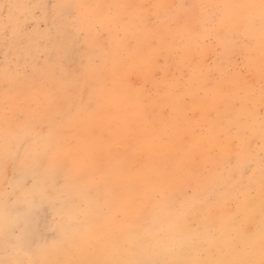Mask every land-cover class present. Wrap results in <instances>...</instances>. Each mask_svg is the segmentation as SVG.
I'll return each instance as SVG.
<instances>
[{"label":"rangeland","instance_id":"374dc122","mask_svg":"<svg viewBox=\"0 0 264 264\" xmlns=\"http://www.w3.org/2000/svg\"><path fill=\"white\" fill-rule=\"evenodd\" d=\"M259 2L0 0V245L7 235L17 236L22 232L29 238L30 245L29 255H26L28 250L16 254L11 247H0V264H29L31 261L57 264L76 258H97L106 251L105 258L114 255L112 259L127 260L132 264L140 261V255H143L142 261L180 260V257L184 259V254L178 251L181 245L192 241H195L193 254L203 253L201 258H207L209 251L222 250L223 258L260 259L264 239V213L261 210L264 203V31L258 12L245 7ZM62 4L81 6L76 10L74 27L60 23L61 9L56 6ZM9 5L17 7L9 9ZM168 5L171 7H166ZM190 5L204 7L191 8ZM9 12L12 13L11 21L7 20ZM194 16L216 21L223 19V38L209 37V32L204 29L192 31L185 27L184 20ZM145 17L152 21L146 27ZM173 17L178 23L168 32L163 25ZM6 22L13 25L7 31ZM229 33H235V39ZM142 69L146 70L143 74ZM85 88L87 93L83 102L91 99L93 110L90 111L84 110L78 95V90ZM229 94L232 101L244 105L241 111L229 112ZM55 98L57 102H54ZM35 121L45 128L44 135L36 134ZM149 123L153 127H149ZM206 137H210L209 140ZM165 147L172 149V153ZM140 151H143L142 155ZM149 153H153L152 156ZM207 154L213 157L209 158ZM210 159H213L212 164ZM125 160L132 163H125ZM161 160L167 163L163 165ZM187 170L191 172L188 174ZM56 175L62 177L59 184L53 183ZM40 192L46 193V198L34 196ZM163 240H167L166 248ZM117 244L120 248L115 246ZM217 247L220 248L216 250Z\"/></svg>","mask_w":264,"mask_h":264},{"label":"snow or ice","instance_id":"6c2138e0","mask_svg":"<svg viewBox=\"0 0 264 264\" xmlns=\"http://www.w3.org/2000/svg\"><path fill=\"white\" fill-rule=\"evenodd\" d=\"M16 5H9L8 8H15ZM59 9H61L60 14V23L64 26L74 27L75 21L74 17L77 15V9L80 8V5H72V4H62L57 5ZM171 7V6H166ZM191 8L196 7H204V6H197V5H190ZM245 7L249 9L256 10L259 15V19L262 26V31H264V0H260L259 4H251L246 5ZM8 21L12 20V13L9 12ZM149 18L145 17L143 19V23L147 26L149 23ZM178 21L177 18L173 17L167 21L163 25V27L168 31L171 32L176 27ZM225 24L223 19L216 21L214 18L203 19L200 17H192L191 19L184 20V26L189 27L192 31H198L200 29H204L209 32V37L215 36L218 40L222 39V28ZM9 27H13L10 23L5 24V30ZM232 39H235V33H229ZM87 93V89L78 90V95L81 100V104L86 111L93 110V105L91 99L87 103L83 102V96ZM228 99V110L230 113L232 112H239L243 109L244 105L239 101H232L230 98V94L227 97ZM262 99H264V89H262ZM34 128L36 129L37 135H44L45 128L39 123H34ZM62 177L56 175L53 177V183L59 184L61 182ZM63 179H67V177H63ZM26 182V181H25ZM38 195L41 199L46 198V193L40 192ZM262 213H264V203H262ZM235 219V217H234ZM238 247V245H234ZM195 248L194 243H188L182 246L179 251L185 255L184 259L180 260H166V261H157V262H149V261H138L135 264H264V239H262L261 243V252H260V259L258 261L253 259H228L223 258L222 250H218L217 252H208L207 258H201L203 253H199L197 255H193V249ZM6 264H10V262H6ZM29 264H50L48 261H31ZM57 264H132V262L127 260L121 259H112V258H105L104 254L101 253L97 258H83V259H76V260H66L63 262H57Z\"/></svg>","mask_w":264,"mask_h":264},{"label":"bare ground","instance_id":"6f19581e","mask_svg":"<svg viewBox=\"0 0 264 264\" xmlns=\"http://www.w3.org/2000/svg\"><path fill=\"white\" fill-rule=\"evenodd\" d=\"M103 2H104V1H103ZM168 2H170V1H168ZM152 3H153V2H152ZM172 3H173V2H172ZM175 3H176V2H175ZM149 4H150V3H149ZM137 5H138V4H137ZM170 5H171V4H170ZM152 6H153V4H152ZM152 6H151V7H152ZM168 6H169V5H168ZM141 7H142V6H141ZM148 7H149V6H148ZM104 8H105V7H104ZM133 8H134V7H133ZM136 9H138V8H136ZM136 9H134V10H136ZM149 9H150V8H149ZM168 9H169V8H168ZM103 10H105V9H103ZM138 10H140V9H138ZM151 10H152V9H151ZM151 10H150V11H151ZM125 13H126V12L123 13L124 16H126ZM142 13H143V12H142ZM142 13H141V15H142ZM148 13H149V12H148ZM99 14H100V13H99ZM139 15H140V13H139ZM137 16H138V14H137ZM144 16H145V15H144ZM148 16H149V15H148ZM131 17H132V16H131ZM149 17H150V16H149ZM120 18H121V17H120ZM129 18H130V17H129ZM131 19H132V18H131ZM135 19H136V17H135ZM135 19H134V21H135ZM138 19H139V18H138ZM131 21H132V20H131ZM150 21H151V20H150ZM137 22H138V21H137ZM151 22H152V21H151ZM151 22H150V24H151ZM132 23H133V22H132ZM139 23H141V22H139ZM148 24H149V23H148ZM129 25H130V21H129ZM136 25H137V24H136ZM144 25H145V24H144ZM132 26H134V25H132ZM149 26H150V25H149ZM137 27H138V26H137ZM145 27H146V25H145ZM128 28H130V27H128ZM134 28H135V27H134ZM130 29H131V28H130ZM128 31H129V30H128ZM129 32H130V31H129ZM181 32H182V31H181ZM75 33H76V32H75ZM124 33H125V30H124ZM131 33H132V32H130V34H131ZM144 34H145V33H144ZM80 35H81V34H80ZM125 35H126V34H125ZM131 35H132V34H131ZM180 35H181V34H180ZM147 36H148V35H147ZM126 37H127V36H126ZM130 37H131V36H130ZM143 37H144V36H143ZM143 37H142V38H143ZM182 37H183V36H182ZM178 38H179V37H178ZM71 39H72V38H71ZM100 39H101V38H100ZM128 39H129V38H128ZM128 39H126L125 41H127ZM148 39H149V37H148ZM98 41H100V40H98ZM125 41H124V42H125ZM138 42H139V41H138ZM138 42L136 41L135 43L138 44ZM142 42H143V41H142ZM142 42H141V43H142ZM176 43H177V42H176ZM98 44H99V43H98ZM124 44H125V43H124ZM124 44H123V45H124ZM126 44H127V43H126ZM129 44H130V43H129ZM100 46H101V45H100ZM136 46H137V45H136ZM164 46H166V45L164 44ZM140 47H141V45H140ZM162 47H163V46H162ZM162 47H161V49H162ZM151 48H152V47H151ZM164 48H165V47H164ZM164 48H163V49H164ZM147 49H148V48H147ZM165 49H166V48H165ZM141 50H142V49H141ZM144 50H145V49H144ZM150 51H151V50H150ZM161 51H162V50H161ZM166 51H168V49H166ZM132 52H133V51H132ZM168 52H169V51H168ZM171 52H173V51L171 50ZM134 53H135V52H134ZM134 53H133V54H134ZM232 53H233V52H232ZM136 54H137V53H136ZM139 54H140V53H139ZM147 54H148V52H147ZM161 54H162V53H161ZM168 54H169V53H168ZM168 54H167V55H168ZM173 54H174V53H173ZM173 54H172V55H173ZM159 55H160V54H159ZM137 56H138V55H137ZM153 56H154V54H153ZM153 56H152V57H153ZM159 57H160V56H159ZM164 57L166 58V56H164ZM171 57H173V56H171ZM134 59H135V58H134ZM144 59H145V58H144ZM154 59H155V58H154ZM192 59H193V58H192ZM164 60H166V59H164ZM116 61H117V59H116ZM116 61H115V62H116ZM119 61H120V60H119ZM119 61H118V62H119ZM160 61H163V60H160ZM166 61H167V60H166ZM254 61H255V60H254ZM121 62H122V61H121ZM134 62H135V61H134ZM134 62H133V63H134ZM155 62H156V61H155ZM189 62H190V61H188V63H189ZM257 62H258V61H257ZM122 63H123V65H124V61H123ZM143 63H145V62H143ZM143 63H142V64H143ZM159 63H160V62H159ZM159 63H158V64H159ZM185 63H186V62H185ZM185 63H184V64H185ZM188 63H187V64H188ZM205 63H206V62H205ZM116 64H117V63H116ZM153 64H155V63L153 62ZM153 64H151V66H152ZM191 64H192V63H191ZM118 65H119V64H118ZM146 65H147V64H146ZM159 65H160V64H159ZM159 65H158V66H159ZM115 66H116V65H115ZM119 66H120V65H119ZM151 66H150V67H151ZM259 66H260V65H259ZM259 66H258V68H259ZM123 67H124V66H122V68H123ZM134 67H135V66H134ZM142 67H143V66H142ZM145 67H146V66H145ZM145 67H144V69H145ZM255 67H256V66H255ZM114 68H115V67H114ZM131 68H132V67H131ZM131 68H130V69H131ZM135 68H136V67H135ZM151 68H152V67H151ZM151 68H148V69L151 70ZM155 68H156V67H155ZM160 68H161V67H160ZM164 68H169V67H164ZM199 68H200V67H199ZM48 69H50V68H47L46 70H48ZM51 69H52V68H51ZM51 69H50L49 71H51ZM118 69H119V68H118ZM118 69H117V70H118ZM144 69H142V74L146 71V70H144ZM148 69H147V70H148ZM161 69H162V68H161ZM259 69H260V68H259ZM36 70H37V69H36ZM52 70H53V69H52ZM114 70H115V69H114ZM121 70H122V69H121ZM121 70H120V71H121ZM133 70H134V68H133ZM135 70H136V69H135ZM143 70H144V72H143ZM153 70H154V69H153ZM153 70H152V72H153ZM167 70H168V69H166L165 71H167ZM169 70H170V69H169ZM122 71H123V70H122ZM140 71H141V70H140ZM165 71H164V72H165ZM47 72H48V71H46L45 73L47 74ZM52 72H53V71H52ZM132 72H133V71H132ZM137 72H138V71H137ZM154 72H156V70H155ZM160 72H162V71H160ZM45 73H44V74H45ZM125 73H126V72H125ZM166 73H167V72H166ZM87 74H88V73H87ZM115 74H116V73H115ZM115 74H114V75H115ZM119 74H120V72H119ZM130 74H131V73H130ZM135 74H136V72L134 73V75H135ZM142 74H141V75H142ZM157 74H159V73H157ZM36 75H37V74H36ZM120 75H121V74H120ZM134 75H133V76H134ZM148 75H149V74H148ZM164 75H167V74H164ZM9 76H10V75H9ZM85 76H87V75H85ZM126 76H127V75H126ZM126 76H125V77H126ZM144 76H145V75H144ZM144 76H143V77H144ZM149 76H150V75H149ZM157 76H158V75H157ZM171 76H172V75H171ZM11 77H12V76H11ZM48 77H49V76H48ZM83 77H84V75H83ZM114 77H116V76H114ZM143 77H142V78H143ZM154 77H156V76H154ZM166 77H167V76H166ZM29 78H30V77H29ZM34 78H35V77H34ZM50 78L52 79V76H51ZM81 78H82V77H81ZM119 78H121V77H119ZM126 78H127V77H126ZM126 78H125V79H126ZM130 78H132L131 80H133L132 75H131ZM130 78H129V80H130ZM134 78H135V77H134ZM138 78H139V77H138ZM138 78H137V80H138ZM145 78H147V76H146ZM36 79H37V78H36ZM79 79H80V78H79ZM85 79H86V78H85ZM123 79H124V78H123ZM143 79H144V78H143ZM157 79H158V78H157ZM27 80H28V79H27ZM29 80H30V79H29ZM37 80H38V79H37ZM76 80H77V78H76ZM87 80H88V78H87ZM146 80H147V79H146ZM152 80H153V78H152ZM23 81H24V80H23ZM119 81H120V79H119ZM135 81H136V79H135ZM138 81H139V80H138ZM141 81H142V79H141ZM148 81L150 82V80H148ZM153 81H154V80H153ZM158 81H161V80H158ZM165 81H166V79H165ZM167 81H168V79H167ZM172 81H173V80H172ZM41 82H42V81H41ZM116 82H117V81H116ZM120 82H121V81H120ZM122 82H123V81H122ZM136 82H137V81H136ZM146 82H147V81H146ZM29 83H31V82H29ZM33 83H34V82H33ZM33 83H32V84H33ZM39 83H40V82H39ZM130 83H131V82H130ZM139 83H140V81H139ZM165 83H166V82H165ZM27 84H28V83H27ZM82 84H83V83H82ZM119 84H120V83H119ZM128 84H129V83H128ZM128 84H127V85H128ZM153 84H154V83H153ZM155 84H157V83H155ZM36 85H37V84H36ZM123 85H124V84H123ZM144 85H145V83H144ZM144 85H143V87H144ZM169 85H170V84H169ZM169 85H166V86H169ZM172 85H173V84H172ZM33 86H34V85H33ZM119 86H120V85H119ZM119 86H118V87H119ZM124 86H125V85H124ZM124 86H123V87H124ZM130 86H131V85H130ZM130 86H129V87H130ZM147 86H148V85H147ZM173 86H174V85H173ZM173 86H172V87H173ZM66 87H67V86H66ZM66 87H65V88H66ZM127 87H128V86H127ZM133 87H134V86H133ZM143 87H141V90H142ZM174 87H175V86H174ZM28 88H29V87H28ZM73 88H74V87H73ZM121 88H122V86H121ZM121 88H120V89H121ZM165 88H166V87H165ZM168 88H169V87H168ZM170 88H171V87H170ZM30 89L33 90V87H30ZM41 89H42V87H41ZM115 89H116V87H115ZM131 89H132V88H131ZM23 90H24V89H23ZM70 90H71V88H70ZM122 90H123V88H122ZM124 90H125V89H124ZM169 90H170V89H169ZM173 90H175V89H173ZM19 91H20V89H19ZM26 91H27V90H26ZM44 91H45V90H44ZM61 91H62V90H61ZM120 91H121V90H120ZM146 91H147V90H146ZM29 92H30V90H29ZM168 92H169V91H167V94H168ZM61 93H62V92H61ZM132 93H133V91H132ZM132 93H131V94L128 93V94L131 96V95H133ZM138 93H139V92H138ZM164 93H165V92H164ZM173 93H174V92H173ZM118 94H119V93H118ZM118 94H117V95H118ZM140 94H141V93H140ZM158 94H159V93H158ZM158 94H157V95H158ZM58 95H59V94H58ZM120 95H121V94H120ZM129 95H128V96H129ZM136 95H139V94H136ZM136 95H135V96H136ZM161 95H162V94H161ZM33 96H34V94H33ZM33 96H32V97H33ZM37 96H38V95H37ZM130 96H129V97H130ZM142 96H143V95H142ZM159 96H160V95H159ZM159 96H157V98H158ZM170 96H171V95L169 94V97H170ZM224 96H225V95H224ZM45 97H46V94H45ZM61 97H62V96H61ZM73 97H74V96H73ZM116 97H117V96H116ZM119 97H120V96H119ZM136 97H137V96H136ZM140 97H141V96H140ZM140 97H139V98H140ZM166 97H167V95H166ZM169 97H167V98H169ZM172 97H173V95H172ZM15 98H17V97H15ZM33 98H34V97H33ZM49 98H52V96H51V97L49 96ZM63 98H64V96H63ZM68 98H69V97H68ZM143 98H144V97H143ZM167 98H166V99H167ZM36 99H37V98H36ZM56 99H57V98H55V101H54V102H57ZM72 99H73V98H72ZM116 99H117V98H116ZM125 99H126V98H125ZM134 99H136V98H134ZM141 99H142V98H141ZM171 99H172V98H171ZM183 99H184V97H183ZM12 100H13V99H12ZM15 100H16V99H15ZM33 100H34V99H33ZM67 100H69V99H67ZM67 100H65V101H67ZM113 100H115V99H113ZM156 100H157V99H156ZM160 100H161V99H160ZM173 100H174V99H173ZM181 100H182V99H181ZM10 101H11V100H10ZM23 101H24V100H23ZM126 101H127V100H126ZM130 101H131V99H130ZM133 101H134V100H133ZM133 101H132V102H133ZM135 101H136V100H135ZM137 101H138V98H137ZM152 101H153V100H152ZM152 101H151V102H152ZM184 101H185V100H184ZM184 101H183V102H184ZM205 101H207V100H205ZM13 102H14V101H13ZM16 102H17V101H16ZM20 102H21V101H20ZM60 102H61V100H60ZM62 102H63V101H62ZM11 103H12V102H11ZM36 103H37V102H36ZM63 103H64V102H63ZM63 103H62V104H63ZM134 103H135V102H134ZM141 103H142V102H141ZM143 103H145V105H146V101L144 102V100H143ZM153 103H154V102H153ZM155 103H156V102H155ZM157 103H158V102H157ZM169 103H170V100H169ZM205 103H206V102H205ZM58 104H59V103H58ZM117 104H119V102H117ZM121 104H122V102H121ZM121 104H120V105H121ZM123 104H124V103H123ZM131 104H132V103H131ZM136 104H137V103H136ZM136 104H135V105H136ZM150 104H151V103H150ZM171 104H173V103H171ZM174 104H175V103H174ZM209 104H210V103H209ZM12 105H13V104H12ZM14 105H17V104H14ZM23 105H24V104H23ZM65 105H66V104H65ZM133 105H134V104H133ZM133 105H131V106H133ZM27 106H29V105L27 104ZM27 106H26V109L28 108ZM53 106L55 107V104H53ZM53 106H52V107H53ZM62 106H63V105H62ZM114 106H115V104H114ZM129 106H130V105H128V107H129ZM131 106H130V107H131ZM146 106H147V105H146ZM148 106H149V105H148ZM148 106H147V107H148ZM168 106H169V105H167V107H168ZM177 106H178V105H177ZM181 106H182V105H181ZM200 106H201V105H200ZM211 106H212V105H211ZM19 107H20V106H19ZM116 107H117V106H116ZM119 107H120V106H119ZM126 107H127V106H126ZM134 107H135V106H134ZM138 107H139V106H138ZM150 107H151V106H150ZM58 108H59V107H58ZM143 108H145V107H143ZM143 108H141V110H142ZM163 108H166V105H165ZM170 108H172V107H170ZM174 108H175V106H174ZM183 108H184V107H183ZM205 108H206V107H205ZM13 109H14V108H13ZM60 109H61V108H60ZM184 109H185V108H184ZM184 109H183V111H184ZM11 110H12V107H11ZM19 110H20V109H19ZM24 110H25V108H24ZM49 110H52V108L49 109ZM49 110H48V112H49ZM54 110H56V109H54ZM54 110H53V111H54ZM58 110H59V109H58ZM58 110H57V111H58ZM138 110H139V108H138ZM155 110H156V109H155ZM163 110H164V109H163ZM210 110H211V108H210ZM210 110H209V111H210ZM20 111H23V110H20ZM57 111H56V112H57ZM59 111H60V110H59ZM133 111H135V109H134ZM144 111H145V109H144ZM144 111H143V112H144ZM166 111H167V110H166ZM173 111H174V110H173ZM179 111H181V110H179ZM204 111H205V110H204ZM204 111H202V112H204ZM209 111H208V112H209ZM11 112H12V111H11ZM29 112H30V111H29ZM44 112H46V110H44ZM50 112H52V111H50ZM139 112H140V111H139ZM145 112H147V110H146ZM163 112H164V111H163ZM2 113H3V112H2ZM15 113H16V112H15ZM152 113H153V111H152ZM164 113H165V112H164ZM200 113H201V112H200ZM42 114H43V113H42ZM48 114H49V113H48ZM51 114H52V113H51ZM146 114H148V112H147ZM176 114H177V113H176ZM176 114H175V115H176ZM205 114H207V110H206V113H205ZM29 115H30V114H29ZM43 115H44V114H43ZM52 115H55V114H52ZM52 115H51V116H52ZM138 115H140V114H138ZM151 115H152V114H151ZM182 115H183V114H182ZM208 115H209V113H208ZM4 116H5V115H4ZM17 116H18V115H17ZM44 116H46V115H44ZM49 116H50V115H49ZM49 116H48V117H49ZM51 116H50V118H51ZM144 116H145V115H144ZM149 116H150V115H149ZM1 117H2V116H1ZM1 117H0V119H1ZM29 117H31V116H29ZM35 117H36V116H35ZM120 117H121V116H120ZM147 117H148V116H147ZM174 117H175V116H174ZM177 117H178V116H177ZM183 117H184V116H183ZM183 117H182V118H183ZM5 118H6V117H5ZM52 118H54V116H52ZM125 118H126V115H125ZM140 118H141V117H140ZM144 118H145V117H144ZM180 118H181V117H180ZM182 118H181V119H182ZM31 119H32V118H31ZM33 119H34V118H33ZM54 119H55V118H54ZM141 119H142V118H141ZM174 119H175V118H174ZM174 119H173V120H174ZM204 119H205V118H204ZM50 120H51V119H50ZM178 120H179V119H178ZM182 120H183V119H182ZM198 120H199V119H198ZM9 121H10V120H9ZM164 121H165V120H164ZM179 121H180V120H179ZM201 121H202V119H201ZM35 122H36V121H35ZM148 122H149V121H148ZM165 122H166V121H165ZM174 122H175V121H174ZM9 123H10V122H9ZM167 123H168V121L166 122V124H167ZM170 123H171V122H170ZM211 123H212V122H211ZM12 124H13V123H12ZM149 124H150V123H149ZM154 124H155V123H154ZM156 124H158V122H157ZM176 124H177V123H176ZM181 124H183V126H184V123H181ZM189 124H190V123H189ZM25 125H26V124H25ZM27 125H28V124H27ZM151 125H152V123L150 124L149 127H151ZM161 125H162V124H161ZM174 126H175V123L173 124V127H174ZM180 126H181V125H180ZM152 127H153V125H152ZM193 127H194V126H192V128H193ZM7 128H8V127H7ZM160 128H161V127H160ZM186 128H187V127H186ZM155 129H156V128H155ZM177 129H179V128H177ZM183 129H184V128H183ZM187 129H188V128H187ZM189 129H190V127H189ZM149 130H150V129H149ZM172 130H173V129H172ZM184 130H185V129H184ZM184 130H183V131H184ZM119 131H120V130H119ZM173 131H174V130H173ZM178 131H179V130H178ZM187 131H188V130H187ZM195 131H196V130H195ZM149 132H150V131H149ZM149 132H148V133H149ZM152 132H153V131H152ZM159 132H160V131H159ZM171 132H172V131H171ZM181 132H182V131H181ZM184 132H185V131H184ZM193 132H194V130H193ZM178 133L180 134V132H178ZM178 133H177V134H178ZM153 134H154V133H153ZM168 134H169V133H168ZM216 134H217V133H216ZM135 135H136V134H135ZM147 135H148V134H147ZM175 135H176V134H174V136H175ZM212 135H213V134H212ZM26 136H27V135H26ZM26 136H25V137H26ZM118 136H119V135H118ZM132 136H133V135H132ZM136 136H137V135H136ZM136 136H133V138L135 139ZM145 136H146V135H145ZM149 136H150V135H149ZM149 136H148V137H149ZM153 136H154V135H153ZM153 136H152V137H153ZM155 136H156V135H155ZM158 136H159V135H158ZM164 136H166V135H164ZM171 136H172V135H171ZM178 136H179V135H178ZM203 136H204V135H203ZM214 136H215V135H214ZM214 136H213V137H214ZM21 137H22V136H21ZM139 137H140V136H139ZM197 137H198V136H197ZM204 137H205V136H204ZM216 137H217V136H216ZM133 138H131V139L134 140ZM140 138H141V140H143L142 137H140ZM153 138H155V137H153ZM169 138H170V137H169ZM172 138H173V137H172ZM206 138H207V137H206ZM209 138H210V137H209ZM209 138H207V140H209ZM117 139H118V138H117ZM123 139H124V138H122V140H123ZM131 139H130V140H131ZM137 139L140 140L139 138H137ZM150 139H151V137H150ZM150 139H149V140H150ZM162 139H163V138H161V140H162ZM175 139H176V138H175ZM199 139H202V137L200 136ZM199 139H198V140H199ZM216 139H217V138H216ZM161 140H159V141H161ZM165 140H166V138H165ZM165 140H164V143H165ZM169 140H170V139H169ZM117 141H118V140H117ZM155 141H156V140H155ZM159 141H158V142H159ZM118 142H120V140H119ZM122 142H124V141H122ZM139 142H140V141H139ZM145 142H146V144H147V140H146ZM151 142H152V141H151ZM158 142H157V143H158ZM168 142H170V141H168ZM197 142H198V141H197ZM148 143H149V142H148ZM157 143L155 144L156 146H157ZM172 143H173V142H172ZM205 143H207V142H205ZM208 143H209V142H208ZM215 143H216V142H215ZM117 144H118V143H115V145H117ZM119 144H120V146H123V145H121L122 143H119ZM149 144H150V143H149ZM166 144H167V143H166ZM174 144H175V143H174ZM138 145H139V144H138ZM144 145H145V144H144ZM150 145H151V144H150ZM159 145L161 146V143H160ZM159 145H158V146H159ZM210 145H211V144H210ZM210 145H209V146H210ZM102 146H103V145H102ZM120 146H119V147H120ZM151 146H152L153 149L155 148L153 144H152ZM162 146H163V145H162ZM168 146H170V145L168 144ZM176 146H177V143H176ZM197 146H198V145H197ZM205 146H206V145H205ZM213 146H214V145H213ZM107 147H108V146H107ZM137 147H138V146H137ZM137 147H136V148H137ZM139 147H140V146H139ZM194 147H195V145H194ZM198 147H199V146H198ZM202 147H203V146H202ZM210 147L212 148V146H210ZM104 148H105V147H104ZM116 148H117V147H116ZM140 148H141V147H140ZM140 148H139V149H140ZM146 148H147V147H146ZM157 148H158V147H157ZM160 148H161V147H160ZM165 148H166V147H165ZM168 148H169V147H168ZM172 148H173V147H172ZM179 148H181V147H179ZM179 148H178V149H179ZM191 148H192V147H191ZM196 148H197V147H195V148H193V149L195 150ZM205 148H206V147H205ZM205 148H204V149H205ZM162 149H163V148H162ZM166 149H167V148H166ZM175 149H177V148H175ZM200 149H201V148H200ZM113 150L115 151V146H114V149H113ZM143 150H144V149H143ZM167 150H168V149H167ZM173 150H174V149H173ZM188 150H189V149H188ZM207 150H208V149H207ZM207 150H206V151H207ZM135 151H136V150H135ZM150 151H151V150H150ZM160 151L162 152V150H160ZM168 151H170V150H168ZM168 151H167V152H168ZM174 151H175V150H174ZM199 151H200V150H199ZM142 152H143V151H142ZM142 152L140 151L141 155L143 154ZM170 152L172 153V149H171ZM118 153H120V150H119ZM125 153H126V152H125ZM158 153H159V152H158ZM158 153H157V154H158ZM164 153H165V152H164ZM168 153H169V152H168ZM177 153H178V152H177ZM181 153H182V152H181ZM181 153H180V154H181ZM183 153L186 154L185 151H184ZM192 153L194 154V152H192ZM192 153H191V154H192ZM199 153H200V152H199ZM199 153H195V154L198 155ZM202 153H203V151H202ZM110 154H111V151H110ZM133 154H134V152H133ZM133 154H132V155H133ZM149 154H150V153H149ZM149 154H148V155H149ZM151 154H153V153H151ZM151 154H150V155H151ZM159 154H160V153H159ZM119 155H120V154H119ZM122 155H123V154H122ZM137 155H139V154L137 153ZM137 155H136V156H137ZM163 155H164V154H163ZM169 155H170V153H169ZM186 155H187V154H186ZM207 155H208V154H207ZM109 156H110V155H109ZM151 156H152V155H151ZM180 156H182V155H180ZM189 156H190V155H189ZM189 156H188V157H189ZM208 156H209V155H208ZM239 156H240V155H239ZM241 156L243 157V154H242ZM245 156H246V155H245ZM245 156H244V157H245ZM117 157H118V156H117ZM137 157H138V156H137ZM158 157H159V156H158ZM163 157H164V156H163ZM163 157H162V159L165 158V157H164V158H163ZM166 157H167V156H166ZM169 157H170V156H169ZM171 157H172V155H171ZM178 157H179V155H178ZM178 157H176V158H178ZM199 157H201V155H200ZM212 157H213V156H212ZM212 157L209 156V158H212ZM109 158H110V157H109ZM128 158H129V157H128ZM145 158H146V157H145ZM176 158H175V159H176ZM183 158H184V157H183ZM183 158H182V159H183ZM192 158H193V157H192ZM91 159H92V157H91ZM93 159H94V158H93ZM114 159H116V158H114ZM114 159H113V160H114ZM120 159H122V158L120 157L119 160H120ZM138 159H139V158H138ZM148 159H149V158H148ZM165 159H166V158H165ZM167 159H168V158H167ZM178 159H179V158H178ZM184 159H185V158H184ZM186 159H187V158H186ZM200 159H201V158H200ZM139 160H140V159H139ZM188 160H189V159H188ZM198 160H199V159H198ZM244 160H245V159H244ZM117 161H118V160H117ZM123 161H124V160H123ZM125 161H126L125 163H129V162H130V161L128 162V160H125ZM161 161H162V160H161ZM170 161H171V160H170ZM190 161H191V158H190ZM95 162H96V161H94V163H95ZM113 162H114V161H113ZM210 162H211V164H212L213 159H212V161H211V159H210ZM94 163L92 162V164H94ZM108 163H109V162H108ZM111 163H112V160H111ZM121 163H122V162H121ZM130 163H132V162H130ZM162 163H163V161H162ZM162 163H160V165H161ZM164 163H165V162H164ZM164 163H163V165H164ZM166 163H167V161H166ZM166 163H165V164H166ZM175 163H176V162H175ZM175 163H174V164H175ZM181 163H184L183 160H182ZM242 163H243V162H242ZM96 164H97V163H96ZM115 164H117V163H115ZM123 164H124V163H123ZM184 164H185V163H184ZM188 164H189V163H188ZM201 164H202V162H201ZM108 165H109V164H108ZM138 165H139V164H137L136 167H138ZM160 165H159V166H160ZM179 165H180V164H179ZM181 165H182V164H181ZM120 166H121V165H120ZM161 166H162V165H161ZM174 166H176V165H174ZM183 166H184V165H183ZM189 166H190V164H189ZM205 166H206V164H205ZM80 167H81V166H80ZM126 167H127V166H126ZM128 167H130V166H128ZM177 167H178V166H177ZM186 167H188V165H187ZM120 168H122V167H120ZM139 168H140V165H139ZM142 168H143V167H142ZM178 168H179V167H178ZM178 168H176V170H177ZM180 168H181V170H182V167H180ZM188 168H189V167H188ZM79 169H80V168H79ZM129 169H131V168H129ZM132 169H135V168H132ZM169 169H170V168H169ZM117 170H118V169H117ZM154 170H155V169H154ZM158 170H159V168H158ZM162 170H163V167H162ZM172 170H173V169H172ZM183 170H184V169H183ZM94 171H95V170H94ZM155 171L157 172V169H156ZM160 171H161V170H159L158 172H160ZM187 171H188V170H187ZM121 172H122V171H121ZM123 172H124V171H123ZM125 172H126V171H125ZM185 172H186V171H185ZM189 172H191V171H188V174H189ZM113 173H115V171H114ZM139 173H140V172H139ZM145 173H146V172H145ZM94 174H95V173H94ZM120 174H121V173H119V175H120ZM131 174H132V173H131ZM146 174H147V173H146ZM149 174H150V173H149ZM151 174H152V173H151ZM151 174H150V175H151ZM154 174H156V173H154ZM157 174H158V173H157ZM161 174H162V173H161ZM181 174H182V173H181ZM183 174H184V173H183ZM183 174H182V175H183ZM119 175H118V176H119ZM127 175H130V174H127ZM193 175H194V174H193ZM101 176H102V175H101ZM112 176H113V175H112ZM118 176H117V177H118ZM121 176H122V175H121ZM131 176H132V175H131ZM134 176H135V175H134ZM147 176H148V175H147ZM151 176H152V175H151ZM191 176H192V175H191ZM93 177H94V176H93ZM113 177H115V176H113ZM157 177H158V176H157ZM168 177H169V176H168ZM177 177H178V176H177ZM209 177H210V176H209ZM209 177L207 176V178H209ZM213 177H214V176H213ZM213 177H211V178H213ZM107 178H108V177H107ZM123 178H124V177H123ZM155 178H156V177H155ZM181 178H182V176H181ZM181 178H180V179H181ZM114 179H115V178H114ZM126 179H127V178H126ZM129 179H130V178H129ZM131 179H132V177H131ZM133 179H134V178H133ZM151 179H152V178H151ZM151 179H149V180H151ZM153 179H154V178H153ZM164 179H166V178H164ZM171 179H172V177H171ZM175 179H176V178H175ZM180 179H179V180H180ZM214 179H215V178H214ZM97 180H98V179H97ZM138 180H140V177H139ZM154 180H155V179H154ZM156 180H157V179H156ZM177 180H178V179H177ZM179 180H178V181H179ZM210 180H211V179H210ZM128 181H129V180H128ZM133 181H134V180H133ZM161 181H163V180L161 179ZM189 181H190V180H189ZM129 182H130V181H129ZM144 182H145V181H144ZM144 182H143V183H144ZM147 182H148V181H147ZM147 182H146V183H147ZM164 182H165V181H164ZM209 182H210V181H209ZM211 182H212V181H211ZM97 183H98V182H97ZM97 183H96V184H97ZM126 183H127V182H126ZM134 183H136V182H134ZM134 183H133V184H134ZM139 183H140V181H139ZM157 183H158V182H157ZM166 183H167V180H166ZM99 184H100V182H99ZM102 184H103V183H102ZM176 184H177V183H176ZM180 184H181V183H180ZM97 185H98V184H97ZM97 185H96V186H97ZM163 185H165V184L163 183ZM167 185H168V183H167ZM171 185H172V184H171ZM181 185H182V184H181ZM204 185H205V184H204ZM206 185H208V184H206ZM100 186H101V185H100ZM100 186H99V187H100ZM128 186H129V185H128ZM141 186H142V185H141ZM154 186H155V185H154ZM156 186H157V185H156ZM178 186H179V184H178ZM126 187H127V186H126ZM163 187H164V186H163ZM167 187H168V186H167ZM206 187H207V186H206ZM97 188H98V187H97ZM108 188H109V187H108ZM110 188H112V187H110ZM110 188H109V189H110ZM142 188H143V187H142ZM263 188H264V187H263ZM100 189H101V187H100ZM127 189H128V188H127ZM127 189H126V190H127ZM157 189H158V187H157ZM160 189H161V188H160ZM180 189H181V188H180ZM203 189L205 190V187H204ZM207 189H208V188H207ZM207 189H206V190H207ZM97 190H98V189H97ZM167 190H168V189H167ZM200 190H201V189H200ZM262 190H263V189H262ZM140 191H141V190H140ZM197 191H198V190H197ZM201 191H203V190H201ZM125 192H126V191H125ZM153 192H154V191H153ZM100 193H101V192H100ZM144 193H145V192H144ZM144 193H143V194H144ZM197 193H198V192H197ZM86 194H87V193H86ZM130 194H131V193H130ZM130 194H129V195H130ZM132 194H133V193H132ZM145 194H147V193H145ZM149 194H150V193H149ZM157 194H158V193H157ZM172 194H173V193H172ZM261 194H263V193L261 192ZM101 195H102V194H101ZM141 195H142V193H141ZM199 195H200V194H199ZM106 196H107V195H106ZM152 196H153V195H152ZM197 196H198V195H197ZM109 197H110V196H109ZM109 197H108V198H109ZM111 197H112V196H111ZM113 197H114V196H113ZM129 197H130V196H129ZM146 197H147V196H146ZM166 197H167V195L165 196V199H166ZM172 197H173V196H172ZM106 198H107V197H106ZM140 198H141V197H140ZM168 198H169V197H168ZM168 198H167V199H168ZM101 199L104 200L102 197H101ZM131 199H133V195H132ZM157 199H158V198H157ZM171 199H172V198H171ZM194 199H195V198H194ZM126 200H127V199H126ZM154 200H155V198H154ZM160 200H161V199H160ZM131 201H132V200H131ZM136 201H137V200H136ZM138 201H139V200H138ZM141 201H142V200H141ZM158 201H159V199H158ZM164 201H165V200H164ZM102 202H104V201H102ZM107 202H108V201H107ZM123 202H124V201H123ZM121 203H122V202H121ZM121 203H120V205H123V204H121ZM128 203H129V202H128ZM133 203H134V202H133ZM146 203H147V202H146ZM150 203H151V202H150ZM153 203H155V202H153ZM162 203H163V201H162ZM140 204H141V202H140ZM140 204H139V205H140ZM143 204H144V203H143ZM160 204H161V203H160ZM163 204H164V203H163ZM117 205H118V204H117ZM128 205H129V204H128ZM131 205H134V204H131ZM144 205H145V204H144ZM166 205H167V204H166ZM99 206H100V205H99ZM125 206H126V205H125ZM129 206H130V205H129ZM156 206H157V205H156ZM243 206H244V205H243ZM246 206H247V204H246ZM256 206H257V205H256ZM136 207H137V206L135 205V208H136ZM150 207H151V206H150ZM241 207H242V206H241ZM253 207H254V206H253ZM253 207H252V208H253ZM258 207H259V206H258ZM114 208H115V207H114ZM116 208H117V207H116ZM139 208H140V207H139ZM148 208H149V206H148ZM153 208H154V207H153ZM162 208H163V207H162ZM168 208H169V207H168ZM108 209H109V208H108ZM121 209H122V208H121ZM126 209H127V208H126ZM136 209H137V208H136ZM164 209H165V208H164ZM170 209H171V208H170ZM241 209H242V208H241ZM111 210L113 211V209H111ZM117 210H118V209H117ZM129 210H130V209H129ZM131 210H132V209H131ZM134 210H135V209H134ZM152 210H153V209H152ZM167 210H168V209H166V211H167ZM248 210H249V209H248ZM257 210H258V209H256V212H257ZM100 211H101V210H100ZM114 211H116V210H114ZM118 211H119V210H118ZM126 211H127V210H126ZM126 211H125V212H126ZM241 211H242V210H241ZM119 212H120V211H119ZM119 212H118V213H119ZM149 212H150V211H149ZM151 212H152V211H151ZM157 212H158V211H157ZM163 212H164V211H163ZM167 212H168V211H167ZM226 212H227V211H226ZM249 212H250V210H249ZM116 213H117V212H116ZM122 213H123V212H122ZM141 213H142V212H141ZM164 213H165V212H164ZM246 213H247V212H246ZM124 214H125V213H124ZM224 214H225V212H224ZM226 214H227V213H226ZM129 215H130V214H129ZM131 215H132V214H131ZM134 215H136V214H134ZM145 215H147V213H146ZM159 215H160V214H159ZM149 216H150V215H149ZM225 216H226V215H225ZM229 216H231V215H229ZM102 217H103V216H102ZM109 217H110V216H109ZM112 217H113V216H112ZM112 217H110V218H112ZM104 218H105V217H104ZM104 218H99V220H101V219L104 220ZM140 218H141V216H140ZM171 218H172V217H171ZM171 218H170V219H171ZM231 218H232V217H231ZM126 219H127V218H126ZM146 219L148 220V218H146ZM156 219H157V218H156ZM176 219H177V218H176ZM248 219H249V217H248ZM87 220H88V218H87ZM150 220H151V219H150ZM160 220H161V219H160ZM226 220L228 221L227 218H226ZM107 221H109V219H108ZM113 221H114V223H115V220H113ZM151 221H152V220H151ZM157 221H158V220H157ZM232 221H233V220H232ZM232 221H231V222H232ZM103 222H104V221H103ZM109 222H110V221H109ZM111 222H112V221H111ZM117 222H118V221H117ZM152 222H153V221H152ZM174 223H175V221H174ZM220 223H221V222H220ZM227 223H228V222H227ZM227 223H226V224H227ZM120 224H121V223H120ZM120 224L118 223V225H120ZM152 224H153V223H152ZM161 224H162V223H161ZM166 224H167V222H166ZM221 224H222V223H221ZM123 225H124V223H123ZM188 225H189V224H188ZM199 225H200V224H199ZM199 225H198V226H199ZM206 225H207V223H206ZM121 226H122V225H121ZM198 226H197V227H198ZM219 226H221V225L219 224ZM225 226H226V225H225ZM225 226H224V227H225ZM116 227H117V226H116ZM122 227H124V226H122ZM151 227H152V226H151ZM151 227H150V228H151ZM159 227H160V226H159ZM172 227H174V225H173ZM208 227H209V226H208ZM222 227H223V226H222ZM241 227H242V226H241ZM106 228H107V227H106ZM110 228H111V227H110ZM118 228H119V227H118ZM126 228H128V227L126 226ZM126 228H125V229H126ZM136 228H137V227H136ZM166 228H167V227H166ZM219 228H220V227H219ZM219 228H218V230H219ZM227 228H228V225H227ZM232 228H233V227H232ZM232 228H231V229H232ZM247 228H248V227H247ZM129 229H130V228H129ZM132 229H133V228H132ZM155 229H158V228H155ZM155 229H154V230H155ZM164 229H165V228H164ZM183 229H184V228H183ZM202 229H203V228H202ZM202 229H200V231H201ZM220 229H221V228H220ZM223 229H224V228H223ZM228 229H229V228H228ZM114 230H115V229H113V231H114ZM117 230H118V229H117ZM122 230H123V229H122ZM136 230H137V229H136ZM145 230H146V229H145ZM167 230H168V229H167ZM188 230H189V229H188ZM197 230H198V229H197ZM235 230H236V229H235ZM243 230L245 231V229H243ZM243 230H242V231H243ZM36 231H37V230H36ZM120 231H121V230H120ZM127 231H128V230H127ZM142 231H143V230H142ZM142 231H141V232H142ZM156 231H157V230H156ZM164 231H165V230H164ZM183 231H184V230H183ZM198 231H199V230H198ZM202 231H203V230H202ZM214 231H215V230H214ZM220 231H221V230H220ZM250 231H251V230H250ZM122 232H123V231H122ZM122 232H121V233H122ZM139 232H140V231H139ZM145 232H146V231H145ZM148 232H149V230H148ZM175 232H177V231H175ZM215 232H216V231H215ZM224 232H225V231H224ZM229 232H230V231H229ZM229 232H228V233H229ZM117 233H118V231H117ZM121 233H119V234H121ZM137 233H138V232H137ZM137 233H135V234L137 235ZM143 233H144V232H143ZM158 233H159V232H158ZM178 233H179V232H178ZM181 233H182V232H181ZM183 233H184V232H183ZM198 233H201V232H198ZM245 233H246V232H245ZM128 234H129V233H128ZM138 234H139V233H138ZM141 234H142V233H141ZM147 234H148V233H147ZM159 234H162V233H159ZM159 234H158V235H159ZM163 234H164V232H163ZM179 234H180V233H179ZM188 234H189V233H188ZM191 234H192V233H191ZM191 234H190V235H191ZM193 234H194V233H193ZM201 234H202V233H201ZM219 234H220V233H219ZM222 234H223V233H222ZM248 234H249V233H248ZM129 235H131V234H129ZM150 235H151V234H150ZM153 235H154V234H153ZM153 235H152V236H153ZM156 235H157V234H156ZM166 235H167V234H166ZM185 235H186V234H185ZM185 235H184V236H185ZM231 235H232V234H231ZM231 235L229 234L228 236H231ZM233 235H234V233H233ZM244 235H245V234H244ZM108 236H110V235H108ZM108 236H107V237H108ZM115 236H116V235H115ZM118 236H119V235H118ZM118 236H117V237H118ZM126 236H127V235H126ZM132 236H133V235H131V237H132ZM137 236H138V235H137ZM140 236H142V235H140ZM146 236H147V235H146ZM146 236H144L146 239H147V237L149 238V236H147V237H146ZM172 236H173V235H172ZM176 236H178V235H176ZM176 236H175V237H176ZM197 236H198V235H197ZM205 236H206V235H205ZM205 236H204V237H205ZM211 236H212V234H211ZM242 236H243V235H242ZM105 237H106V236H105ZM117 237H116V238H117ZM119 237H120V236H119ZM134 237H135V235H134ZM134 237H133V238H134ZM155 237H156V236H155ZM167 237H168V236H167ZM186 237H188V236H186ZM189 237H190V236H189ZM194 237H195V236H194ZM213 237H214V236H213ZM220 237H222V235H220L219 238H220ZM226 237H227V236H226ZM226 237H225V238H226ZM232 237H233V236H231L230 238L232 239ZM109 238H111V236H110ZM124 238H125V236H124ZM133 238H132V239H133ZM139 238H141V237H139ZM153 238H154V237H153ZM153 238H152V239H153ZM164 238H165V237H164ZM181 238H182V237H181ZM198 238H199V237H198ZM207 238H208V237H207ZM214 238H215V237H214ZM216 238H217V237H216ZM235 238H236V236H235ZM235 238H234V240H236ZM253 238H254V237H253ZM258 238H259V237H258ZM117 239H118V238H117ZM122 239H123V238H121V240H122ZM127 239H129V238H127ZM137 239H138V238H137ZM137 239H135V240H137ZM146 239H144V240H146ZM157 239H158V238H157ZM165 239H166V238H165ZM167 239H168V238H167ZM174 239H175V238H174ZM183 239H184V238H183ZM238 239H239V238H238ZM260 239H261V238H260ZM112 240H113V239H112ZM184 240H185V239H184ZM184 240H183V241H184ZM197 240H199V239H197ZM212 240H217V241H218V239H212ZM254 240H255V239H254ZM86 241H87V240H85V242H86ZM127 241H128V240H127ZM129 241H130V240H129ZM129 241H128V242H129ZM148 241H149V240H148ZM156 241H157V240H156ZM159 241H160V239H159ZM163 241H164V240H163ZM166 241H167V240H166ZM166 241H164V243H165ZM203 241H204V240H203ZM205 241H206V239H205ZM85 242H84V243H85ZM109 242H110V241H109ZM118 242H120L119 239H118ZM121 242H122V241H121ZM123 242H124V241H123ZM125 242H126V241H125ZM131 242H132V241H131ZM141 242H142V238H141ZM170 242H172V241H170ZM173 242H174V241H173ZM175 242H176V241H175ZM178 242H179V241H178ZM189 242H190V241H189ZM193 242H195V241H192V243H193ZM211 242H212V241H211ZM221 242H224V241H222V239H221ZM230 242H231V241H230ZM236 242H237V241H236ZM256 242H258V241L256 240ZM126 243H127V242H126ZM133 243H134V242H133ZM145 243L147 244L148 242H145ZM160 243H161V242H160ZM162 243H163V242H162ZM162 243H161V245H163ZM182 243H183V242H182ZM185 243H186V242H184L183 245H185ZM204 243H205V242H204ZM215 243H216V242H215ZM225 243L227 244V243H229V242H225ZM232 243H233V241H232ZM119 244H120V243H119ZM130 244H131V243H130ZM143 244H144V243H143ZM146 244H145V246H146ZM152 244H154V243H152ZM198 244H199V243H198ZM220 244H221V243H220ZM108 245H109V244H108ZM127 245H129V244H127ZM140 245H141V244H140ZM140 245H139V246H140ZM154 245H155V244H154ZM154 245H153V246H154ZM157 245H158V244H157ZM167 245H169V244H167ZM173 245H174V244H173ZM178 245H180V243H179ZM183 245H181V246H183ZM201 245H202V244H201ZM204 245H206V244H204ZM209 245H210V244H209ZM115 246H118V244L115 245ZM115 246H114V247H115ZM176 246H177V245H176ZM181 246H180V247H181ZM211 246H212V245H211ZM214 246H215V244H214ZM219 246H220V245H219ZM222 246H223V245H222ZM0 247H1V248H8V247H11V248H12V251H14V253H16V254L28 250V253H26V255H29V252H30V250H29V247H30V245H29V238H28L27 235L24 234L23 232L20 233V235H17V236H15V235H12V236H11V235H7L5 238H3V240H2V244L0 245ZM108 247H109V246H108ZM111 247H112V246H111ZM118 247L120 248V246H118ZM122 247H123V249H124V246H122ZM126 247H129V246H126ZM126 247H125V249L127 250ZM150 247H151V246H150ZM159 247H160V245H159ZM172 247H173V246H172ZM174 247H175V246H174ZM174 247H173V248H174ZM119 248H117V249H119ZM130 248H131V247H130ZM152 248H153V247H152ZM161 248H162V247H161ZM164 248H166V243H165V247H164ZM168 248H169V247H168ZM177 248H178V247H177ZM197 248H198V247H197ZM199 248H201V246H199ZM203 248H204V247H203ZM212 248H213V247H212ZM218 248H220V247H217L216 250H218ZM123 249H122V250H123ZM146 249H147V247H146ZM155 249H156V246H155ZM175 249H176V248H175ZM175 249H174V250H175ZM194 249H195V248H194ZM207 249H209V248L207 247V248L205 249V252H206ZM122 250H120V251L122 252ZM141 250H142V249H141ZM149 250H150V249H149ZM164 250H165V249H164ZM170 250H171V249H170ZM105 251H106V250H105ZM123 251H124V250H123ZM129 251H130V250H129ZM131 251H132V250H131ZM142 251H143V250H142ZM145 251H146V250H145ZM145 251H144V252H145ZM159 251H161V250H159ZM159 251H158V252H159ZM167 251H168V250H167ZM172 251H173V250H172ZM176 251H177V250H176ZM178 251H179V250H178ZM193 251H194V250H193ZM195 251H196V250H195ZM198 251H199V250H198ZM200 251H201V250H200ZM235 251H236V250H235ZM103 252H104V251H103ZM107 252H108V251H106V252L103 253L104 256H106V253H107ZM111 252H112V251H111ZM118 252H119V251L117 250V254H118ZM127 252H128V251H127ZM127 252H126V253H127ZM149 252H150V251H149ZM149 252H148V253H149ZM169 252H170V251H169ZM174 252H175V251H174ZM174 252H173V253H174ZM196 252H197V251H196ZM201 252H202V251H201ZM210 252H212V251H210ZM113 253H114V252H113ZM123 253H124V252H123ZM136 253H137V252H136ZM141 253H142V252H141ZM160 253H161V252H160ZM167 253H168V252H167ZM167 253H166V254H167ZM175 253H177V252H175ZM194 253H195V252H194ZM66 254H67V253H66ZM127 254L129 255L130 253H127ZM152 254L154 255V253H152ZM181 254H182V253H181ZM207 254H208V253H207ZM115 255H116V254H115ZM131 255H132V254H131ZM150 255H151V254H150ZM163 255H164V254H163ZM169 255H170V254H169ZM193 255H194V254H193ZM196 255H197V254H196ZM73 256H74V255H73ZM109 256H110V255H109ZM111 256H112V255H111ZM140 256H141V257H140ZM140 256H139V259H140V261H142L141 258L143 257V255H140ZM144 256H145V255H144ZM157 256H158V255H157ZM205 256H206V255H205ZM207 256H208V255H207ZM116 257H117V256H116ZM119 257H120V256H119ZM121 257H124V256H121ZM158 257H159V256H158ZM174 257H175V256H174ZM202 257H203V256H202ZM75 258H76V257H75ZM78 258H79V257H78ZM112 258H115V256L113 255ZM146 258H147V257H146ZM167 258H169V256H168ZM181 258H182V257H180V259H181ZM184 258H185V255H184ZM76 259H77V258H76ZM116 259H117V258H116ZM139 259H138V260H139ZM160 259H161V257L159 258V260H160ZM162 259H163V258H162ZM164 259H165V258H164ZM257 259H258V258H257ZM143 260H146V259H143ZM150 260H153V259H150ZM157 260H158V259H157ZM147 261H148V260H147ZM155 261H156V260H155ZM149 262H150V261H149Z\"/></svg>","mask_w":264,"mask_h":264}]
</instances>
